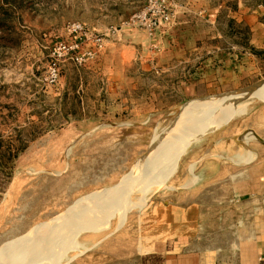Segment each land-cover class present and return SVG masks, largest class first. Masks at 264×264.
I'll list each match as a JSON object with an SVG mask.
<instances>
[{"label":"rangeland","instance_id":"1","mask_svg":"<svg viewBox=\"0 0 264 264\" xmlns=\"http://www.w3.org/2000/svg\"><path fill=\"white\" fill-rule=\"evenodd\" d=\"M148 2L0 0L1 264L22 250L41 263L44 228L129 184L116 205L53 246L49 264H135L170 204L199 203V190L206 201L223 197L232 172L264 158V63L217 87L198 84L199 55L188 67L170 50L199 41L198 19L179 30L177 0H166L172 17L150 29L140 16ZM215 96L227 102L221 122L184 146L163 183L140 190L138 176L172 145L164 144L203 123L182 127L184 108L195 102L187 110L199 112L208 104L196 103Z\"/></svg>","mask_w":264,"mask_h":264},{"label":"crops","instance_id":"2","mask_svg":"<svg viewBox=\"0 0 264 264\" xmlns=\"http://www.w3.org/2000/svg\"><path fill=\"white\" fill-rule=\"evenodd\" d=\"M193 1L177 0L176 28L190 31L191 19H198L199 41L178 42L170 50H177L175 56L183 57L188 67V57L193 52L199 55L198 84L211 81L217 87L221 80H235L240 67L264 63V0ZM241 29L247 33L244 40ZM228 33L231 42L225 43ZM184 81L190 82L185 83L191 94L192 75ZM216 99L222 98L210 97L196 104ZM193 103L184 108L183 117L191 119L198 112L187 110ZM230 178L223 197L206 201L208 195L201 194L208 191L199 190V203L170 204L159 234L147 240L135 264H264V158L253 157Z\"/></svg>","mask_w":264,"mask_h":264},{"label":"bare ground","instance_id":"3","mask_svg":"<svg viewBox=\"0 0 264 264\" xmlns=\"http://www.w3.org/2000/svg\"><path fill=\"white\" fill-rule=\"evenodd\" d=\"M221 100H223V99H221ZM219 102L217 101V102L212 103V104L208 103V106L206 108H201L200 111L197 112L198 114L195 117L192 116L193 118H191L190 120L189 119L185 120V118H182V121H180L181 122L180 124L182 127H186V126H189L192 124L195 125V123L197 124L200 122H203V123L196 125V127H194L192 130H189V131L187 130L186 133L180 134L181 136H180V139L178 141L176 139V141L172 140V142L168 141L165 144H164V142L162 143V144H164V147L165 146L167 147L168 144H172V145H171L170 149L169 148L166 149L165 152H167V150H168L167 153L164 152L163 154H161L160 156L158 155V157H156L154 160H152V163H150L149 167L145 170L146 171L145 174H143L144 173L143 172L142 176H138L140 178L147 179L150 181V182L149 181L147 182V180L142 179L141 182H138L137 186L139 187L140 190H147V188L149 186L152 187L154 184H157L158 181H160V180L163 183V180L166 179L170 175V172L175 167L178 155L181 153L184 146L193 138L201 135L202 133H204L208 130L213 129L218 123L221 122L219 117H221L222 113L225 112V110H226L225 103H227V102H223V101H219ZM222 103H224V105ZM192 113H193V111H192ZM190 115H191V113H190ZM182 132L183 131H181V133ZM178 137L179 136H177V138ZM165 148H164V150H165ZM136 177H133L135 179H132V180H139V179H136ZM155 179H157L158 181H156ZM151 180H155V181L153 182ZM133 182H135V181H133ZM159 183H161V182H159ZM129 185L126 187H129ZM126 187L121 186V187H117L114 190L111 189V191L109 190L103 194L98 195L97 198H93L92 201L91 200H90V202L88 201L87 204L86 203L85 204H83V203L77 204L76 207L75 206L73 207V208H76L74 211L73 210L69 211L68 213L63 215V217L61 216V218H58L59 220H56V222H54V223L52 222L53 224L52 225L50 224L51 226L48 225L46 229L44 228L45 230L43 229V231L39 233L40 235L39 234L38 235L41 238L45 239L48 243H50V245L46 243L47 247L44 248V251H41L42 248H40V251L42 252V254L46 253L47 257L44 258V261H42L41 263H40V261H41L40 260L39 263L37 262L35 264H49L52 256H54L53 253L57 254L56 252L51 253L52 247L57 246L56 248L58 249V247H60L62 239L63 238L65 239L66 237H71L75 232H77L82 227H84L87 224V222L89 221V219L91 218V216H93V214H95V212L98 209L104 208V207H112V206L116 205L119 202V199L121 198V196L123 194L122 192L124 190H128V188L126 189ZM138 187H136V188H138ZM36 240L38 241V239H36ZM26 243H28V242H26ZM36 244H37V242H36ZM34 246H35V244H34ZM43 246L45 247V244ZM54 247H53V249H54ZM28 248H32V247L28 246L26 250H28ZM56 248L54 251H56ZM24 249H25V247H24ZM37 250H39V249H37ZM27 253H25V251L23 252V250H22V252H18L14 256L13 255H11V257L8 256L9 258H8L7 263L8 264L9 263H12V264H30V261H33L34 259L33 260L32 259L30 260L29 258L27 259V256H28V255H26ZM50 254H53V255L50 256ZM37 255H39V254H37Z\"/></svg>","mask_w":264,"mask_h":264},{"label":"built area","instance_id":"4","mask_svg":"<svg viewBox=\"0 0 264 264\" xmlns=\"http://www.w3.org/2000/svg\"><path fill=\"white\" fill-rule=\"evenodd\" d=\"M166 0H149L147 8L143 11V13L140 15L144 19H147V25L150 29H156L158 28L163 20H170L172 17V13L167 11ZM154 7H157L158 9V17L157 15L152 12Z\"/></svg>","mask_w":264,"mask_h":264}]
</instances>
